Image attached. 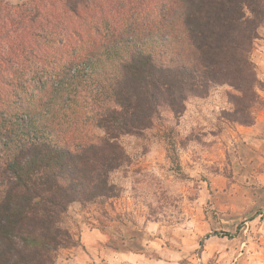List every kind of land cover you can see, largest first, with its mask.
Instances as JSON below:
<instances>
[{
  "label": "trees",
  "instance_id": "obj_1",
  "mask_svg": "<svg viewBox=\"0 0 264 264\" xmlns=\"http://www.w3.org/2000/svg\"><path fill=\"white\" fill-rule=\"evenodd\" d=\"M262 27L264 0H0V264H54L163 109L227 84L223 118L255 124Z\"/></svg>",
  "mask_w": 264,
  "mask_h": 264
},
{
  "label": "rangeland",
  "instance_id": "obj_2",
  "mask_svg": "<svg viewBox=\"0 0 264 264\" xmlns=\"http://www.w3.org/2000/svg\"><path fill=\"white\" fill-rule=\"evenodd\" d=\"M263 29L252 59L264 81ZM232 91L214 86L181 117L163 109L141 136H122L128 159L111 174L117 196L70 206L63 223L73 243L54 264H264V104L255 124L230 123L222 113Z\"/></svg>",
  "mask_w": 264,
  "mask_h": 264
},
{
  "label": "crops",
  "instance_id": "obj_3",
  "mask_svg": "<svg viewBox=\"0 0 264 264\" xmlns=\"http://www.w3.org/2000/svg\"><path fill=\"white\" fill-rule=\"evenodd\" d=\"M261 35H262L263 39L262 40L260 39L261 40V44L260 43L258 44V46L260 48L259 49V58L261 56V59H260L261 62L260 63L262 64V68L264 70V29L261 31ZM246 129H248V128H246ZM93 234L94 235H98L96 232H94ZM88 237H89L88 241L94 243L95 239L94 238L91 239L90 236H88ZM171 260L172 259H170L169 261L168 260H165L164 262H165V264H180L178 260H172V261ZM164 262L163 261L162 262H160V261H151L149 263V261H145L142 264H164Z\"/></svg>",
  "mask_w": 264,
  "mask_h": 264
}]
</instances>
